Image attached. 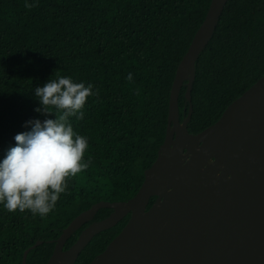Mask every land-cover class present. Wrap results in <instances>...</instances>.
I'll list each match as a JSON object with an SVG mask.
<instances>
[{
	"label": "trees",
	"instance_id": "1",
	"mask_svg": "<svg viewBox=\"0 0 264 264\" xmlns=\"http://www.w3.org/2000/svg\"><path fill=\"white\" fill-rule=\"evenodd\" d=\"M212 0H0V161L28 121L55 119L35 111L36 87L70 77L93 85L83 119L69 117L88 140L89 167L70 178L47 216L9 213L0 204V264H48L64 229L93 205L136 196L165 141L177 69ZM34 4L31 9L25 4ZM131 74L132 79L128 76ZM264 77V0H229L196 62L188 132L215 124L227 107ZM179 96L180 120L190 102ZM55 111V110H53ZM151 199L148 209L154 204ZM100 209L66 242L68 250ZM130 215L90 241L75 264H91ZM53 241V242H51Z\"/></svg>",
	"mask_w": 264,
	"mask_h": 264
},
{
	"label": "water",
	"instance_id": "2",
	"mask_svg": "<svg viewBox=\"0 0 264 264\" xmlns=\"http://www.w3.org/2000/svg\"><path fill=\"white\" fill-rule=\"evenodd\" d=\"M228 1L212 0L177 69L166 138L136 196L101 201L76 217L56 240L48 264H75L94 236L128 215L122 231L91 264H264V77L215 124L196 135L188 132L196 62ZM185 84L190 110L181 121L179 96ZM103 208L113 212L90 223L64 250L67 240ZM42 243L25 251L23 264Z\"/></svg>",
	"mask_w": 264,
	"mask_h": 264
},
{
	"label": "clouds",
	"instance_id": "3",
	"mask_svg": "<svg viewBox=\"0 0 264 264\" xmlns=\"http://www.w3.org/2000/svg\"><path fill=\"white\" fill-rule=\"evenodd\" d=\"M34 94L40 103L35 111L56 118L28 121L25 127L31 130L15 135L16 146L0 161V204L9 213L44 217L66 192L69 179L89 167L91 161L84 158L88 140L74 132L69 117L83 119L87 99L96 93L91 84L57 77L36 87Z\"/></svg>",
	"mask_w": 264,
	"mask_h": 264
}]
</instances>
